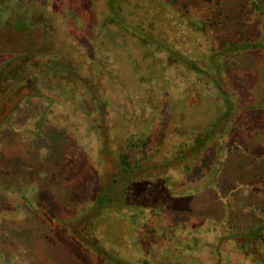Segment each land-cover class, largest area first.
I'll use <instances>...</instances> for the list:
<instances>
[{"label": "trees", "instance_id": "16d2710c", "mask_svg": "<svg viewBox=\"0 0 264 264\" xmlns=\"http://www.w3.org/2000/svg\"><path fill=\"white\" fill-rule=\"evenodd\" d=\"M19 1L0 0L6 12L0 21L1 37L8 41L6 35L14 34L7 51L0 49V109L2 104L16 108L41 79L62 90V97L71 101L95 135L104 178L79 217L53 219L40 208L35 212L44 222L65 224L78 247L99 264H149L153 250L130 229L145 212L155 213L166 195L174 198L201 187L183 179L202 154L211 153L209 168L201 167L206 174L215 161H222L221 148L231 140L238 118L251 109L226 78L225 62L253 42L221 40L216 47L206 31L214 20H194L176 0H102L103 15L90 28L87 51L65 24L70 21L82 29V14L85 18L84 12L92 8L91 0L63 8L53 0L33 5L30 0L25 8ZM249 5L263 8L260 0H249ZM107 22L125 41L116 59L111 58L115 46L104 43ZM16 37L19 46L12 49ZM131 42L137 55L128 48ZM126 63L134 74L132 84L127 81L129 71L126 82L117 79ZM7 84L18 93L14 104L7 102ZM184 110L192 118L183 119ZM108 211L113 213L109 218ZM100 216L107 223L102 233L90 227ZM70 220L82 224L75 230ZM205 222L207 227L199 224L193 230L180 223L162 229L169 253L184 264H226L230 254L218 245L230 243L237 246L241 260L264 264V222L239 234L223 233L216 222Z\"/></svg>", "mask_w": 264, "mask_h": 264}, {"label": "rangeland", "instance_id": "374dc122", "mask_svg": "<svg viewBox=\"0 0 264 264\" xmlns=\"http://www.w3.org/2000/svg\"><path fill=\"white\" fill-rule=\"evenodd\" d=\"M23 1L25 8L30 0ZM33 1L43 0H31L32 5ZM77 1L53 0L60 8L71 7ZM260 1L262 9L253 8L249 0H176L194 20L206 16L214 20L206 31L216 47L221 40L253 42L252 46L232 53L225 62L226 78L240 100L251 109L238 118L231 140L221 148L222 161H215L213 170L206 174L201 167L209 168L206 161L209 163L211 153L202 154L205 156L198 158L199 164L193 165L192 173L184 177V182L201 187L174 198L166 195L155 213L145 212V217L137 219L131 227L130 231L139 233L153 250L149 264H184L169 253L160 233L177 223L193 230L199 224L207 227L205 221L209 225L216 222L223 233L233 230L239 234L264 222V0ZM101 3L102 0H91L92 8L84 12L85 18L82 14V29L73 27L70 21L65 24L87 51L90 28L103 15L99 14ZM1 7L0 21L6 13ZM124 8L128 10L125 5ZM102 33L104 43L115 46L111 58H119L125 41L116 26L107 22ZM1 36L0 49L7 51L14 34L10 31L6 35L10 37L8 41ZM18 40L16 37L10 48H17ZM128 48L137 55L132 42ZM128 71L127 81L132 84L134 74L127 63L117 79L125 81ZM5 88L7 102L14 104L19 97L14 85L7 84ZM63 95L62 90L57 91L41 79L16 108L12 105L6 109L2 104L0 109V264H99L78 247L65 224L57 220L44 222L39 212H35V208H40L50 218L72 220L80 216L83 204L104 183L98 169L95 135L87 130L82 115ZM201 113L204 115L203 110ZM191 115L189 110H184L182 118L190 119ZM161 122L164 126V120ZM208 177L211 180L206 184ZM109 211L108 218L113 214ZM82 213L84 218L85 210ZM71 220L76 230L81 220L74 224ZM94 221L91 228L100 233L107 230L101 216ZM218 246L230 254L224 259L226 264H250L241 260L236 245ZM252 250L255 255L259 253L255 245Z\"/></svg>", "mask_w": 264, "mask_h": 264}]
</instances>
